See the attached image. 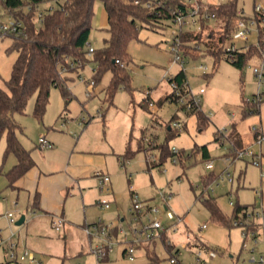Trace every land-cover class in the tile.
<instances>
[{
    "label": "rangeland",
    "instance_id": "rangeland-1",
    "mask_svg": "<svg viewBox=\"0 0 264 264\" xmlns=\"http://www.w3.org/2000/svg\"><path fill=\"white\" fill-rule=\"evenodd\" d=\"M204 1L217 4L225 0ZM257 3L264 5V0H238V8L252 18ZM50 5V1H45L41 3L40 8ZM94 6L95 16L89 45L97 49L103 47L108 35L107 25L102 24L101 21L102 18L107 17V13L102 0H95ZM5 18L6 15L1 13L0 21ZM166 23L168 25L159 27L141 23L137 37L128 45V52L132 58L127 65L130 87H120L113 100L108 99L106 91L112 77L111 71H107L94 86L89 84L93 80L96 66L90 58L84 66L81 65L82 67L77 71L68 74L69 99L62 87L51 88L42 120L34 114L35 94L29 98L25 112H15L13 116L19 125L17 136L25 147L36 149L39 137L44 133L52 132L65 134L74 142H79V146L83 148L104 152L108 157L107 164L114 181L113 187L120 211L122 215L128 217V206L131 203L129 180L118 155H125L130 149L135 151L130 158L124 156L130 160L127 168L128 171L133 172L132 183L141 199H148L153 205L163 209L165 204L163 195L173 194L171 206L175 218H168L166 210L154 216L160 217L165 227H169L172 223L176 224L175 227L166 231L164 238L158 236L154 242L145 243L138 250L134 260H130L122 253L125 244L117 243L108 259L98 261L91 251L90 244V240L92 245L95 244L96 239L90 238L80 225L72 224L73 228H70V223L65 220L64 227L57 231L51 222L37 221L35 214L22 225H16L10 223L8 213L12 212L17 220L24 212L15 209L14 204L7 209L5 203H0V264H16V261L11 260L8 255L11 243L17 245L18 252L25 249L33 252L40 264H197L196 251L201 247L200 243L215 249L218 253L215 258L204 255L208 264L237 262L254 264L251 261L252 255L256 259L260 257L258 252L264 251V246L259 244L258 251L251 252L249 241L244 247L242 227L217 221L204 201L210 193L216 197L217 204L226 217H232L234 207L230 205V200L237 201V196L231 191L227 192L228 182L220 181V184H217L215 179L207 181L210 170L222 167L223 157L230 149V143L223 134H220L221 140L215 139L214 123L202 130L199 129L195 115L189 114L177 102L165 98L173 91L169 78L181 68L172 51L174 31L178 26L172 21ZM219 26L220 24L217 28ZM261 26L264 27V21L261 22ZM258 29L257 25H252L248 39L237 41L236 45L256 44L260 47ZM10 44V37L0 39L1 86H4L5 80L10 77L18 54L16 51L7 52L6 49ZM182 55L191 90L206 88L201 99L202 109L209 116H214L217 125L227 129L230 125L223 126L224 122L227 125V120H233L232 113H234L242 125V130L247 131L249 141L245 142L252 143L253 138L249 128L254 124L260 128L262 124L259 113L242 118L241 105L244 101H252L256 94L261 93L264 96V80L259 83L254 72V67L261 63L259 56L251 58L240 69L225 57L216 59L212 55L205 54L197 57L183 53ZM148 95L153 102L150 109L143 106ZM261 108L264 113V103ZM175 120L184 122L185 128L179 134L170 137L167 123ZM142 130H145L146 138H153L159 144L171 148L174 146L183 148L187 153L191 152L196 143L207 144L210 156L204 158L201 152H196L182 163L178 158L177 162H173V157L170 156L163 164L150 167L148 159L153 155L158 159L160 150L158 148L138 150ZM6 145L4 135L0 140V168L8 166L15 159L14 153L5 156ZM209 162L213 163V168L208 165ZM93 178L96 179L95 176ZM236 178L234 177L235 185L238 182ZM5 183L7 186L6 177L0 174V189L4 188ZM90 185L93 188L87 187V189L93 190L94 195L101 197L103 194L101 189L98 188V195L96 192L97 179L92 180ZM108 197L114 198L113 195ZM251 197H254L253 193ZM66 207L69 211H77L83 220L84 208L80 198L68 196ZM112 211L113 209L102 210L100 215L107 218ZM28 212L31 214L33 210ZM89 214L88 218H91ZM97 215L98 213L94 216ZM39 223L42 224L39 229V240H36L37 243L34 241L31 243V236L35 234V226ZM124 224L128 226V221ZM204 224L206 227H203ZM146 245H149L150 251L155 254L154 260L147 254ZM173 257L177 259L176 263L171 261Z\"/></svg>",
    "mask_w": 264,
    "mask_h": 264
},
{
    "label": "trees",
    "instance_id": "trees-1",
    "mask_svg": "<svg viewBox=\"0 0 264 264\" xmlns=\"http://www.w3.org/2000/svg\"><path fill=\"white\" fill-rule=\"evenodd\" d=\"M45 1H50L51 5L41 9L40 5ZM102 1L108 16L106 28L108 35L103 47L94 48L90 53L89 37L95 16V0H0L4 14L12 15L22 20L24 24V33L8 32L2 37L11 38L7 52L16 51L18 53L10 77L5 80L4 86L0 85V140L4 135L6 136L5 156L14 153L18 159V162L5 172L10 185H13L35 163L31 150L26 148L17 136L19 125L13 116L15 112H25L32 95L35 94L34 114L42 120L51 88L62 87L69 99L67 81L70 76L68 74L77 71L79 67H82L81 65L84 66L92 58L96 63L93 73L94 85L107 71H111L112 77L106 91L108 99L113 100L120 87H130L127 65L132 58L128 52V45L137 37L141 23L145 22L153 27L168 25L166 22L172 21L174 10L182 9L189 14L192 6L188 0ZM197 2L200 6L199 26H181L178 33L179 49L184 55L197 57L205 54L212 55L216 59L225 57L240 69L256 55L260 60H264V27L261 26L264 17L255 10V7L252 18L258 23L261 46L250 44L244 47L241 45L235 50L226 51V45L232 41V32L238 17L243 16L246 19L250 17L244 12L240 13L238 0H225L217 4L206 3L204 0H197ZM169 82H175L181 94L188 95L190 84L184 68H180L170 77ZM165 98L178 102L180 95L176 93V89H173ZM145 100L143 106L150 109L151 97L148 95ZM263 101L264 96L259 93L252 101L242 102V118L259 113ZM181 107L185 108L183 105ZM187 111L196 116L199 129H204L211 124L210 116L202 109L201 103ZM168 130L170 137L179 134L171 128ZM220 134L225 135L232 142L233 152L230 151L229 154H234L236 150L244 147L236 131V122H233L229 129L216 131L215 139L218 140ZM146 137L145 130H142L138 150L151 148L160 150L157 160L151 157L148 159L150 167L161 165L170 156L175 155L170 146L161 145L153 138ZM196 152H201L204 158L209 157L208 145L196 144L189 153L180 148L177 154L179 162L182 163L194 156ZM134 153L135 151L130 149L124 156L130 158ZM217 176L211 173L207 176V181H213ZM204 201L217 221L230 226H234L233 221L236 218L256 208L254 205L235 201L233 215L228 218L218 206L215 196L209 193ZM36 204L37 199L32 205L35 207ZM252 227L257 229V226ZM199 246L207 247L202 243ZM146 248L147 254L154 260L155 254L150 251L149 245H146Z\"/></svg>",
    "mask_w": 264,
    "mask_h": 264
},
{
    "label": "crops",
    "instance_id": "crops-1",
    "mask_svg": "<svg viewBox=\"0 0 264 264\" xmlns=\"http://www.w3.org/2000/svg\"><path fill=\"white\" fill-rule=\"evenodd\" d=\"M101 21L102 24L108 26V16L102 18ZM242 46L246 47L247 44H244ZM263 103L264 101L262 102V104ZM262 104L260 106L259 112L260 122L262 125L260 126V128H258L254 124L251 128H249L251 137L253 138L252 143L245 142L249 141L247 131L242 130V125L239 123L240 121L238 120L237 116L234 115V113H232V115L234 116L233 120H227L228 124L226 125V122H224L225 125L223 126H231L233 122H236V131L243 143V146H253L256 148L260 147L263 154L264 165V142L261 144H258L256 142L258 135L264 134V113L261 108ZM210 119L211 123H214L216 127L215 136L216 131L222 128H226L217 125L214 116H210ZM254 127L256 129H254ZM169 128L170 122H168V129ZM43 135H45L47 139L53 142L54 146L52 148H41L37 143L36 149L34 150L33 147H26L31 150V155L34 158L35 163L27 170V172L23 176L17 179L13 185L9 184L5 172L12 168L13 165L18 162L17 157L15 156V159L10 162L8 166L0 168L2 169V172H0V174H3L7 180V186L5 183L4 188L0 189V203H5L7 209H9L12 204H14L15 209L24 212V214L26 215V220L28 218L30 220L33 214H35V218H37V221L41 223L49 221L52 223L53 219L56 216H62L66 221L70 223V228H73L72 224H78L81 226L85 233V227L88 224L96 221L97 218L101 216L100 214L102 213V210L106 211L113 209V211L107 215L106 219L109 221L121 220L123 221V223H125L128 216H126L125 214L122 215L120 211V206L115 197L113 187L114 181L112 178L110 184L111 193L109 195H113L114 198H110L112 200L111 207L109 209H102L97 203L98 199L100 198L98 195V188L100 187L97 172L105 171L109 173L110 176H112V174L109 172V166L107 164L108 157L106 156V154L104 152L83 148L79 146V142H74L65 134H56L49 132L44 133ZM219 140H221V138H219ZM228 140L230 143V149L224 154V163L222 167L217 170L213 168L212 170H210L209 174L212 173L217 176L220 175V173L225 168H229V170L233 171L232 173L234 177H237L236 180L238 182H236V185L235 179L232 183L225 182L226 184H228V186H226L227 192L231 191L235 193V195L237 196V201L241 204L254 205L257 208L264 209V168L253 164L249 159L229 160L228 156L230 155L229 153L232 149V142L230 139ZM121 156L124 157V154H119L118 158L121 159ZM127 167L125 168V173L129 180V191L132 203L133 193L134 191L138 193V191L135 185L132 183L133 172L131 170L128 171ZM93 176H95L97 179L96 192L98 196L94 195V193L92 192L93 190L87 189V187L93 188L90 185L92 183V180H96L95 178H93ZM257 190L260 191V194H257ZM251 193H253L254 195L253 198L251 197ZM68 196H75L81 199V203L84 208L83 220L82 218H80L77 211H69L67 209L66 201ZM35 199H37V204L34 207L32 204L35 202ZM131 203L129 204L130 206ZM169 207L172 208L171 201H169ZM28 210H33V213L30 214ZM88 213H90L89 215H91V218H88ZM97 213L98 215L94 216ZM41 223L35 226V234L31 236V243L39 240L38 235L39 229L42 226ZM70 228L68 227V229ZM90 238L92 237L90 236ZM26 241L28 242L27 237ZM154 241L155 240H153L152 242ZM90 244L92 248L94 244L92 245L91 240ZM124 250L125 246L123 247V254Z\"/></svg>",
    "mask_w": 264,
    "mask_h": 264
},
{
    "label": "built area",
    "instance_id": "built-area-1",
    "mask_svg": "<svg viewBox=\"0 0 264 264\" xmlns=\"http://www.w3.org/2000/svg\"><path fill=\"white\" fill-rule=\"evenodd\" d=\"M191 2V9L189 14H186L182 9H177L173 11L172 21L178 26L174 31V41L172 44V51L175 53V60L181 64V68H184V60L181 50L179 49L180 39H179V30L181 26L189 25H198L199 26V4L197 0H188ZM255 10L259 12L264 17V5L257 3L255 5ZM4 14V9L0 6V14ZM243 13V11H240ZM42 16V13H40ZM257 25L256 19L250 18L246 19L243 16H239L235 29L232 32V41L228 43L225 47L226 51L235 50L238 45L237 41H246L248 35L251 32V26ZM24 33V24L23 21L17 19L12 15H6L5 20L0 21V39L6 33ZM94 50L92 46L89 45L90 53ZM254 72L258 77L259 83L264 80V60H261L260 65L254 67ZM91 86H94V80H91L89 83ZM173 89H176V93L180 95L178 104L183 105L186 110H191L194 106L201 103L202 96L206 92L205 87H201L197 91H193L190 88L188 95H183L177 89V84L172 82ZM153 102L150 101V105ZM170 128L174 131L181 132L185 128V123L180 120H175L170 123ZM254 129H256L254 127ZM256 142L261 144L264 142V134H259ZM39 145L41 148H52L54 146L45 135H42L39 138ZM174 156H172V161L177 162V154L180 151V148L172 147ZM231 152L232 149H231ZM153 160H157L156 156H151ZM229 160L237 159H249L253 164L263 167V154L261 148H256L253 146H247L240 148L228 156ZM120 164L122 167L126 168L130 164V160L122 157L120 159ZM208 165L213 168V163L209 162ZM99 180V187L103 192V195L98 199L97 203L102 209H109L112 205V200L108 197L111 193V176L105 171H99L97 173ZM217 184H220V181L232 183L234 181V175L229 170L225 168L220 175L215 178ZM209 187V186H208ZM213 189V188H212ZM257 194H260V191H256ZM165 204L164 209L158 205H153L148 199H141L139 194L134 191L132 196V203L129 207V217L126 219L128 221V226H126L123 221H109L106 218L99 216L96 221L91 224H88L85 227V231L91 237H95L96 243L91 248L92 253L95 255L98 261L104 260L110 257V254L113 252L114 247L117 243H124L125 250L124 255L130 260H134L138 254V250L145 243H151L158 236H165L166 231L175 227V223H172L169 227H165L162 219L160 217L154 216L156 213H160L162 210H166L167 217L170 219L175 218V213L172 208L169 207V201L173 198L172 193L163 195ZM230 205L234 206L235 201L230 200ZM10 223H15L16 218L12 212L8 213ZM65 219L62 216H56L53 219L52 225L55 230L60 231L64 227ZM234 226L242 227V235L244 237L243 246H247V242H251V252L258 251V245L261 244L264 246V209L255 208L254 210H248L244 216L236 218L233 221ZM252 226H257V229H253ZM206 227V224L203 225ZM169 242V241H168ZM1 243V241H0ZM172 245V244H170ZM16 244L11 243L9 245L8 255L11 260L16 261V264H40L34 255L28 249L18 252L16 250ZM260 257L256 259L254 255L251 257V261L254 264H264V251L261 250ZM205 254L211 258L217 257L218 253L215 249L210 247H200L196 251V261L197 264H208L205 259ZM173 263L177 262V259L173 257L171 259Z\"/></svg>",
    "mask_w": 264,
    "mask_h": 264
},
{
    "label": "water",
    "instance_id": "water-1",
    "mask_svg": "<svg viewBox=\"0 0 264 264\" xmlns=\"http://www.w3.org/2000/svg\"><path fill=\"white\" fill-rule=\"evenodd\" d=\"M26 220V215L22 214L17 220H16V225H22Z\"/></svg>",
    "mask_w": 264,
    "mask_h": 264
}]
</instances>
